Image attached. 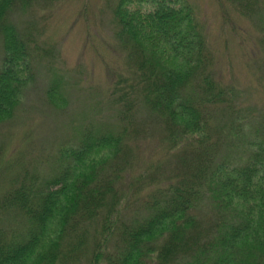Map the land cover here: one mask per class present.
<instances>
[{"label": "trees", "instance_id": "obj_1", "mask_svg": "<svg viewBox=\"0 0 264 264\" xmlns=\"http://www.w3.org/2000/svg\"><path fill=\"white\" fill-rule=\"evenodd\" d=\"M32 1L0 0V125L15 117L33 76L30 38L12 20ZM233 4L264 31V1ZM113 16L127 62L111 90L118 124L82 132L48 176L8 184L0 217L17 228L0 229V264H264V113H246L234 86L216 77L186 0H119ZM46 97L66 108L59 80ZM147 130L158 135L167 160L156 169L170 166L168 178L135 177L125 193L133 144ZM143 188L153 189L146 214L126 222Z\"/></svg>", "mask_w": 264, "mask_h": 264}, {"label": "rangeland", "instance_id": "obj_2", "mask_svg": "<svg viewBox=\"0 0 264 264\" xmlns=\"http://www.w3.org/2000/svg\"><path fill=\"white\" fill-rule=\"evenodd\" d=\"M118 1L33 0L25 12L12 17L20 35L30 38L26 41L33 76L15 117L0 125V204L8 184L16 178L51 174L59 150L78 143L82 132L117 126L119 108L111 90L115 80L126 75L127 66L115 34L113 12ZM186 1L206 34L216 77L234 86L235 103L246 113H264V31L257 18L247 17L234 6V0ZM2 57L0 40V66ZM55 80L61 82L67 101L63 110L50 105L46 97ZM150 131L133 144L135 162L120 183L125 193L135 177L142 176V184L161 180L163 184L168 178L163 175L169 174L170 166L156 169L157 162L167 157L158 135ZM151 190L143 188L130 199L123 218L126 222L146 214ZM204 211L202 218L206 217L204 224L209 226L208 209ZM10 227L17 228L15 219L0 217V229L10 231Z\"/></svg>", "mask_w": 264, "mask_h": 264}]
</instances>
